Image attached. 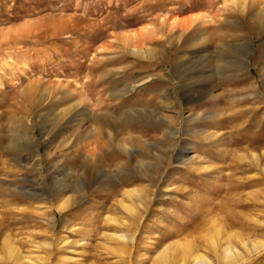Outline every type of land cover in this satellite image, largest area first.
<instances>
[{
    "label": "rangeland",
    "instance_id": "1",
    "mask_svg": "<svg viewBox=\"0 0 264 264\" xmlns=\"http://www.w3.org/2000/svg\"><path fill=\"white\" fill-rule=\"evenodd\" d=\"M262 165L264 0H0V264H264Z\"/></svg>",
    "mask_w": 264,
    "mask_h": 264
},
{
    "label": "bare ground",
    "instance_id": "2",
    "mask_svg": "<svg viewBox=\"0 0 264 264\" xmlns=\"http://www.w3.org/2000/svg\"><path fill=\"white\" fill-rule=\"evenodd\" d=\"M259 89V88H258ZM259 91V90H258ZM255 94H257V95H261V94H259L258 92H254ZM191 116V115H190ZM177 132V131H176ZM172 133V132H171ZM174 133V132H173ZM183 153V152H182ZM255 156V155H254ZM184 158V157H183ZM262 167H263V170H264V165H262ZM216 171V170H215ZM106 176V175H105ZM66 177V176H65ZM56 183L57 184H60V182H58V180L56 181ZM55 183V184H56ZM56 184V185H57ZM67 186H65L64 184H62V185H58V187L55 189V190H53V197L54 198H56V199H59V201H58V205H57V209L59 210V211H62L63 209H65V207H66V205H67V201H69L68 199L69 198H65L66 196H65V194L67 193ZM126 191V190H125ZM134 193H136V191L135 190H131V191H127L125 194H126V196H129V197H131ZM142 198V197H141ZM67 199V200H66ZM140 202V201H139ZM123 206L125 207V209H128V210H131V209H134V206H132V205H126L125 203H123ZM115 221V220H114ZM218 233V232H217ZM220 233V232H219ZM220 235V234H219ZM125 237V235H120V237ZM126 238V237H125ZM219 238V237H218ZM220 240V239H219ZM219 240H218V242H219ZM228 240V239H227ZM4 241H7V239L5 238V240ZM63 241V240H62ZM217 240H215V239H213V243H214V249L213 250H215V252H216V254H218V252H219V247L220 246H218V244L217 243H215ZM212 243V242H211ZM244 243V242H243ZM177 244L179 245V242H177ZM171 247H172V245H171ZM176 247V246H175ZM224 247V246H223ZM167 248H168V246H167ZM177 248V247H176ZM194 248V247H193ZM236 248V247H235ZM250 248V247H249ZM264 248V241H262L261 240V242L260 241H258V243L257 242H255L254 241V243H253V246H252V249H247L248 250V252L249 253H253V252H260L262 249ZM114 249V248H113ZM172 250H173V248H171ZM238 249V248H237ZM166 250V249H165ZM168 250V249H167ZM236 250V249H235ZM17 251V247L16 246H11V248H10V250H9V252L10 253H13V252H16ZM114 251V250H113ZM174 251H175V249H174ZM239 251V250H238ZM164 252V251H163ZM223 262H221L222 264H235L236 262H237V258H236V256H235V254H234V251H233V247H232V245L230 244V241L228 242V243H226V245H225V247L223 248ZM247 252V251H246ZM9 253V254H10ZM17 259L19 260V261H21V255L19 254V252L17 251ZM22 253V252H21ZM160 253H162V252H160ZM159 253V254H160ZM238 253V252H237ZM240 253V252H239ZM242 253V252H241ZM240 253V254H241ZM248 253V254H249ZM168 255H169V253H167ZM197 254V253H196ZM245 255V254H244ZM252 255V254H251ZM158 256V255H157ZM164 256H166V254L164 255ZM184 256V255H183ZM219 256V255H218ZM162 257H163V255H162ZM188 257V256H187ZM245 257V256H244ZM169 258V257H168ZM168 258H167V260H168ZM175 259H177V258H175ZM243 259V258H242ZM32 261V260H31ZM184 261V260H183ZM243 261V260H242ZM35 262V261H34ZM34 262H31V264H34ZM166 262V261H165ZM167 263V262H166ZM176 263V262H175ZM238 263V262H237ZM236 263V264H237ZM165 264V263H164ZM180 264H185L184 262L183 263H180ZM187 264V263H186ZM191 264H215L212 260H210L208 257H206V256H202V254L201 255H199L198 254V256H195L194 257V259H193V261L191 262Z\"/></svg>",
    "mask_w": 264,
    "mask_h": 264
}]
</instances>
